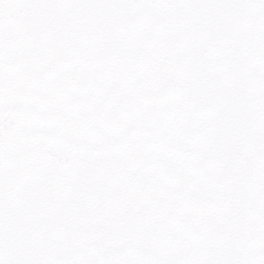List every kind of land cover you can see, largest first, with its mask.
Returning <instances> with one entry per match:
<instances>
[{"label":"snow or ice","instance_id":"obj_1","mask_svg":"<svg viewBox=\"0 0 264 264\" xmlns=\"http://www.w3.org/2000/svg\"><path fill=\"white\" fill-rule=\"evenodd\" d=\"M0 264H264V0H0Z\"/></svg>","mask_w":264,"mask_h":264}]
</instances>
